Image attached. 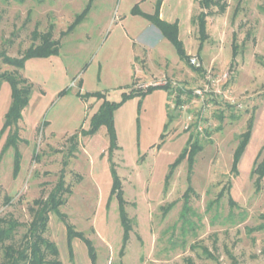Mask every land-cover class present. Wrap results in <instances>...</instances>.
Segmentation results:
<instances>
[{
  "label": "rangeland",
  "instance_id": "obj_1",
  "mask_svg": "<svg viewBox=\"0 0 264 264\" xmlns=\"http://www.w3.org/2000/svg\"><path fill=\"white\" fill-rule=\"evenodd\" d=\"M89 1L0 0V54L21 58L50 27L59 48L57 55L26 59L22 70L3 64L0 55V73L16 72L32 86L17 125L22 141L14 175V150L4 151L3 129L11 90L0 84V217L22 223L14 242L31 221L33 200L45 199L63 174L71 194L60 212L93 244L95 264H264V229H258L264 225V178L256 190L250 176L264 147V0H223L224 12L211 7L200 54L198 0H165L162 13L180 22L178 40L202 72L132 13L152 15L157 0H92L84 19L63 34ZM207 71L228 78L222 94L203 103L192 91ZM163 80L168 89L146 90ZM178 90L184 109L176 108ZM103 100L119 104L113 118L118 149L111 156L104 127L85 135ZM250 117L249 141L234 177L233 154ZM190 133L203 147L191 175L183 158L166 181ZM113 170L132 227L125 242ZM45 237L56 244L61 264H92L79 239L70 242L69 254L55 214Z\"/></svg>",
  "mask_w": 264,
  "mask_h": 264
},
{
  "label": "trees",
  "instance_id": "obj_2",
  "mask_svg": "<svg viewBox=\"0 0 264 264\" xmlns=\"http://www.w3.org/2000/svg\"><path fill=\"white\" fill-rule=\"evenodd\" d=\"M22 1V0H19ZM90 0L86 5L85 9L77 14L68 27L66 32L63 34H68L73 31L75 26H77L82 19L87 15L90 5ZM223 0H198V5L201 9L200 13L196 16V25L199 31V41L200 45L198 48V53L201 52L202 43L207 40V33L205 30V17L208 16L211 7H218L220 12H224L225 5L221 3ZM162 0H157L156 7L152 15L143 14L138 12V10H132L133 14H141L147 21H149L153 26H155L161 33V35L168 39L176 48L178 55L181 60L185 61L189 65V56L185 53L182 43L178 40V26L177 23H167L159 18V11ZM53 27L50 30L40 36L41 43L39 45L30 46L19 59L8 58L4 54H0L2 57V62L5 65L14 67L17 70H22L24 62L29 58H47L51 55H57L59 48L57 42L52 40ZM62 34V35H63ZM33 38H36L34 33ZM189 67L196 71L202 72L201 69H195L189 65ZM6 82L10 86V106L4 118L3 129L8 132L6 142L4 144V151L8 149L14 150V161H13V174L17 175L20 169L19 160L20 154L17 148V144L22 140L19 137L18 123L22 120V112L27 106L32 86L29 82L19 76L16 72H3L0 73V84ZM163 87L168 89V85H151L147 86L146 90L150 91L153 88ZM134 93H130L133 95ZM181 90H178V96L176 98V105L181 104L180 95ZM97 98H101L100 95H96ZM126 98V96H124ZM124 98V99H125ZM119 104L109 103L103 100L97 112L92 116L90 122V128L85 135L91 136L95 134L101 127L106 129V134L108 137V151L111 156L114 150H117L116 136L113 126L114 113L118 109ZM253 124V117L248 120L247 128L245 132L240 134L238 138V145L233 154V161L231 165V173L236 177L238 175L237 165L240 158L248 144L249 136L251 133V127ZM203 147L199 143L197 135L189 134L186 146L179 157L178 161H175L171 167L166 181L171 178L176 166L181 162L183 158L188 160V173L193 170V165L195 163V158L199 152H201ZM264 147H262L257 154L253 167L251 169L250 176L254 180V186L256 190L261 189V182L264 178ZM114 174V190L117 192V198L119 203V218L120 223L123 228V239L124 242L128 239V233L132 230L130 225V220L124 210V202L121 197L120 190H118L119 182L116 178L115 171ZM192 192V188L188 189L183 194V207L182 211L184 213L188 209L189 195ZM71 191L68 186L64 183L63 174L57 179L53 189L50 191L45 199H35L32 202V206L29 211L32 215L31 221L27 224L24 233L21 235L20 242L16 244L14 242V237L17 230L23 226L12 217L4 218L0 217V249L2 250V260L0 264H61L59 259V252L57 246L54 242L50 241L45 237V233L48 228L49 215L55 214L60 221L65 226L66 239L68 244L69 254H71L70 242L73 239H79L82 241L88 251L90 261L92 264L96 263V253L93 244L84 236V233L76 231L73 225L67 223V216L60 212V207L66 202V195H70ZM10 199L5 197L4 203L8 204ZM229 204L233 205L232 198L228 197ZM259 230L264 229V225L258 227ZM6 242H10L6 245Z\"/></svg>",
  "mask_w": 264,
  "mask_h": 264
},
{
  "label": "built area",
  "instance_id": "obj_3",
  "mask_svg": "<svg viewBox=\"0 0 264 264\" xmlns=\"http://www.w3.org/2000/svg\"><path fill=\"white\" fill-rule=\"evenodd\" d=\"M189 65L195 69H201L203 68V66L201 65V63L199 62V60L195 57H189ZM228 75L227 73H224L220 76L217 77H213L209 71L205 72L203 75V81L201 83V86H199L198 88L194 89L192 91V96L193 99H196L200 102H209L212 100H216L221 94L222 92L220 91L221 86L223 85V83H225L227 81ZM170 84L168 81L163 80L161 83H157L155 85H168ZM173 87L172 89H176V84L172 83ZM182 94L180 95V100L182 99V95H183V91H181ZM172 95H170L171 97ZM178 95H176L177 98ZM182 101L180 105H176L178 109H184L185 107L182 106ZM198 131L202 132V127L198 124Z\"/></svg>",
  "mask_w": 264,
  "mask_h": 264
},
{
  "label": "crops",
  "instance_id": "obj_4",
  "mask_svg": "<svg viewBox=\"0 0 264 264\" xmlns=\"http://www.w3.org/2000/svg\"><path fill=\"white\" fill-rule=\"evenodd\" d=\"M164 3H165V0H163L161 6H160V11H159V18L167 23H170L172 24L173 22H176L177 21V24H179L180 22L178 20H175L172 22L171 18L168 17V16H165L163 13H162V10H163V7H164ZM179 30V29H178ZM159 31V30H158ZM160 33V31H159ZM161 34V33H160ZM162 36V35H161ZM179 32H178V38H179ZM185 53L189 56V51L187 49H184ZM197 54H200V52L198 53L197 51ZM166 74V73H165ZM65 227V226H64ZM66 231V230H65Z\"/></svg>",
  "mask_w": 264,
  "mask_h": 264
}]
</instances>
